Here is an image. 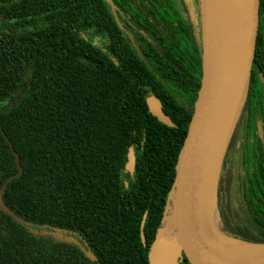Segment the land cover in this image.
Instances as JSON below:
<instances>
[{"label":"trees","instance_id":"trees-1","mask_svg":"<svg viewBox=\"0 0 264 264\" xmlns=\"http://www.w3.org/2000/svg\"><path fill=\"white\" fill-rule=\"evenodd\" d=\"M113 1L123 27L106 0H0V192L18 173L15 152L23 168L3 194L23 221L0 206V264H150L201 87L203 1L191 0L193 24L177 0ZM262 74L264 0L213 187L212 223L227 245L264 247ZM149 96L174 126L152 115Z\"/></svg>","mask_w":264,"mask_h":264},{"label":"water","instance_id":"water-1","mask_svg":"<svg viewBox=\"0 0 264 264\" xmlns=\"http://www.w3.org/2000/svg\"><path fill=\"white\" fill-rule=\"evenodd\" d=\"M116 14L113 0H106ZM203 1V77L188 133L180 150L175 181V199L172 206L174 234L177 258L169 256L163 247L165 241L160 238L164 228L160 227L158 236L149 250L150 264H179L184 254L191 264H264V247L234 246L224 244L206 234L200 220L198 200L207 183L213 198L214 176L219 169L221 158L246 97L257 47V35L260 21V0H225L222 16L208 33L205 24ZM137 47V45L135 44ZM138 53L142 56L140 48ZM264 86V75H261ZM149 110L162 123L174 126L171 118L163 111L161 101L155 96L147 98ZM258 133L264 140V121L258 123ZM219 141V144H218ZM221 150L216 151L218 145ZM11 145V143H10ZM217 145V146H216ZM12 146V145H11ZM215 151V152H214ZM18 173L10 176L0 192V206L16 218L23 221L4 201L3 194L8 183L19 177L23 168L15 152ZM136 157L133 148L128 154L127 169L134 171ZM142 221V240L145 243ZM164 222L162 223V225ZM222 247L252 248L262 251L249 256L231 258L222 254Z\"/></svg>","mask_w":264,"mask_h":264},{"label":"bare ground","instance_id":"bare-ground-1","mask_svg":"<svg viewBox=\"0 0 264 264\" xmlns=\"http://www.w3.org/2000/svg\"><path fill=\"white\" fill-rule=\"evenodd\" d=\"M224 5H225V0H205L204 1V10H205V20L204 21H205V24H207L209 34H210L211 29H213L215 25L218 24L222 16L224 7H225ZM218 144H219V141H218ZM219 146L220 145L217 146L216 151L218 150ZM221 146L219 150H221ZM206 192H207V196H206ZM211 201H212V196L209 192V187L207 186V183H206L203 187L201 197L198 200V210H199L201 224L206 234L213 238L214 237L213 236L214 227H213L212 219L210 216V211L208 209V203L210 204ZM166 226H167V219L164 222V227H163L164 230L162 234L160 235V238L163 239V241L165 242L161 244H163V247L166 249L169 256H173L174 258H177L176 248L174 249L175 243L172 242L171 245H168V242L171 240V237H168L166 233ZM221 249H222V254L224 256L231 257L234 259L240 258L243 256L254 255L262 251L261 249H252V248L222 247Z\"/></svg>","mask_w":264,"mask_h":264},{"label":"rangeland","instance_id":"rangeland-1","mask_svg":"<svg viewBox=\"0 0 264 264\" xmlns=\"http://www.w3.org/2000/svg\"><path fill=\"white\" fill-rule=\"evenodd\" d=\"M177 2L179 4L180 8L182 9V12L184 13L185 17L189 20V22L191 24H193L192 17H191V12H192V2H191V0H177ZM229 154H230V156L227 157V160H226V162H227L226 167H227V169H233L234 170V174H235L236 168H237V165H238V161H237V159L234 157V155L232 153H229ZM215 177H216V174L214 176V181H215ZM206 196H207V192H206ZM212 201H213V198H212ZM212 201L210 202V204L208 203V209L210 211L211 219H212V210H213ZM171 213H172V210L169 211V214L166 217V219H167L166 233H167L168 237H171V240L168 242V245L172 244V242H171L172 238H173L172 232L174 234V225H173V218L171 216ZM214 219H215V223H214L215 240L218 241V234L217 233L219 232V225L217 223L216 218H214ZM163 227H164V224L162 225L161 228L163 229Z\"/></svg>","mask_w":264,"mask_h":264}]
</instances>
